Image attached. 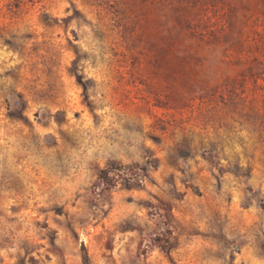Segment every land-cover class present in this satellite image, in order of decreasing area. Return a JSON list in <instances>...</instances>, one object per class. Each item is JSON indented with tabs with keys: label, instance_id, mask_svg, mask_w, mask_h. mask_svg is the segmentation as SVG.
<instances>
[{
	"label": "rangeland",
	"instance_id": "obj_1",
	"mask_svg": "<svg viewBox=\"0 0 264 264\" xmlns=\"http://www.w3.org/2000/svg\"><path fill=\"white\" fill-rule=\"evenodd\" d=\"M220 1L0 0V264H264V73L185 54Z\"/></svg>",
	"mask_w": 264,
	"mask_h": 264
},
{
	"label": "trees",
	"instance_id": "obj_2",
	"mask_svg": "<svg viewBox=\"0 0 264 264\" xmlns=\"http://www.w3.org/2000/svg\"><path fill=\"white\" fill-rule=\"evenodd\" d=\"M201 1L204 0H185V3L189 8H193L200 7ZM260 2L264 6V0ZM220 3V34H215L214 29L204 30L198 23L189 22L187 24L189 39L186 40L187 50L185 54L195 63L197 68H234L237 66L238 68H249L252 75H256V69H259V73H264V37L261 38L257 35L253 39L252 43L261 49L258 53L254 54V52L249 51L246 48L247 42L238 36V26L234 14L235 5L229 0H221ZM239 46L242 47L240 52H238ZM207 77L211 81L215 78L213 75ZM207 87L211 90L216 86L208 84ZM107 173L108 170L103 169L100 176L105 178ZM81 248L82 264H90L87 247L82 244Z\"/></svg>",
	"mask_w": 264,
	"mask_h": 264
}]
</instances>
